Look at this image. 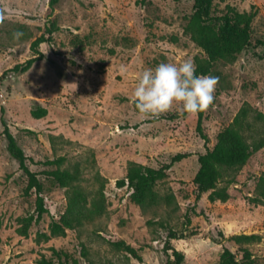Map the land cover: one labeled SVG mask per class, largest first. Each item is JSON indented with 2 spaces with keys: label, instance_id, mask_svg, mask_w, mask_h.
I'll list each match as a JSON object with an SVG mask.
<instances>
[{
  "label": "rangeland",
  "instance_id": "374dc122",
  "mask_svg": "<svg viewBox=\"0 0 264 264\" xmlns=\"http://www.w3.org/2000/svg\"><path fill=\"white\" fill-rule=\"evenodd\" d=\"M211 1L216 15L253 7L257 16L250 45L234 61L216 63L210 75L218 84L203 111L205 144L197 114L180 115L174 106L145 118L130 102L144 69L205 57L185 33L192 0H0L6 15L0 25V264H38L52 258V249L77 264H174L164 253L167 241L183 254V264H219L223 247L244 264H264V205L251 202L264 179V147L231 174L226 202L210 203L207 193L197 198L193 184L198 155L242 110L248 143L264 134V0ZM17 30L24 33L19 41L12 38ZM40 37L47 40L38 47L40 59L26 73H14L33 57L31 44ZM38 106L47 114L36 119L31 111ZM174 114L180 117L169 119ZM3 123L39 174L47 209L39 219L36 194H25L27 178L7 151ZM181 154L186 157L156 182L154 205L140 208L129 187L116 185L130 163L160 168ZM60 157L62 168L78 176L72 186L97 213L50 236L49 224L67 207V189L42 172L54 170L45 162ZM22 218H32L26 237L16 233ZM169 232L176 238L168 239ZM238 235L256 239L236 244ZM120 241L142 261L114 246Z\"/></svg>",
  "mask_w": 264,
  "mask_h": 264
},
{
  "label": "trees",
  "instance_id": "16d2710c",
  "mask_svg": "<svg viewBox=\"0 0 264 264\" xmlns=\"http://www.w3.org/2000/svg\"><path fill=\"white\" fill-rule=\"evenodd\" d=\"M57 1L50 0V5L55 4ZM192 1L193 12L185 27V33L205 55L203 59H196L195 61L196 74L211 75L216 63L234 61L250 45L252 25L257 16V10L253 7L249 11L243 12L228 9L220 15H216L212 10L211 0ZM44 42H47L44 37L34 40L31 44L33 57L24 63L15 65L12 71L18 74L29 71L34 63L40 59L38 47ZM46 114V109L39 106L31 111V115L36 119L43 118ZM179 117L178 114H174L169 119H177ZM197 117V133L207 144L208 139L202 130L203 111L197 113ZM246 118L247 112L242 110L231 124L217 134L214 145L212 147L206 146L204 153L198 155L199 168L193 179L197 198L207 193V199L210 203L216 201L226 202L230 198L227 186L235 181L231 174L242 168L254 152L264 147V134L252 143H248L244 135V132L248 129ZM2 134L6 139L9 155L17 162L19 170L27 178L25 194H29L31 191L36 194L37 219H39L47 212L44 207V199L41 196L42 184L38 178L39 174L29 169L27 165L29 158L25 156L22 149L18 146L5 123H3ZM185 157L186 155L183 154L176 155L168 164L160 168L130 163L125 177L118 180L116 185L118 188L129 187L132 190L130 195L131 202L140 208L154 205L157 203V194L154 190L156 182L165 176V172L174 163L181 161ZM64 162L65 159L63 157L45 162L46 165H54L55 169L42 172L46 177L52 178L61 188L67 189V207L58 221H52L49 224L50 236H62L65 234V230H71L81 225L83 221L91 219L93 213H97L87 207L88 203L85 193L79 188L72 186L78 176L75 172L62 168ZM261 181L260 192L251 199V202L264 205V179ZM221 182L226 185L220 186ZM19 222L20 226L16 229V233L20 236H28L32 218H22ZM43 237L47 238L48 236L43 235ZM175 238V234L169 232L168 239ZM255 239L256 236L254 235H238L232 238L236 244H248ZM114 246L123 250L135 260L142 261L137 251L124 242H116ZM169 252L170 255L168 254ZM164 253L167 256L168 263L172 258L174 264H183V254L171 247L168 241L165 243ZM244 253H247V251L245 250ZM38 264H77V261L63 251L52 249V258H41L38 260ZM219 264H244V262L237 260L235 254L228 248L223 247Z\"/></svg>",
  "mask_w": 264,
  "mask_h": 264
},
{
  "label": "clouds",
  "instance_id": "9594fccd",
  "mask_svg": "<svg viewBox=\"0 0 264 264\" xmlns=\"http://www.w3.org/2000/svg\"><path fill=\"white\" fill-rule=\"evenodd\" d=\"M5 19V11L0 9V25ZM23 35L17 30L12 33V38L19 41ZM217 84L218 77L197 75L192 59H183L179 63L161 62L137 76L130 102L145 118H158L174 106L180 115H195L213 104Z\"/></svg>",
  "mask_w": 264,
  "mask_h": 264
}]
</instances>
